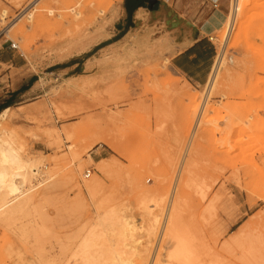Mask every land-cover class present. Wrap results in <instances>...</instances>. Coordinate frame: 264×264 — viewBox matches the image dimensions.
Wrapping results in <instances>:
<instances>
[{"label":"rangeland","instance_id":"obj_1","mask_svg":"<svg viewBox=\"0 0 264 264\" xmlns=\"http://www.w3.org/2000/svg\"><path fill=\"white\" fill-rule=\"evenodd\" d=\"M242 1L249 6L228 37L233 0H222L225 15L211 34L222 64L210 88L196 89L171 67L174 32L164 9L161 19L145 14L123 31V0H0V47L13 43L27 64L0 67V101L31 84L1 118L0 133H13L18 155L42 161L26 184H37L28 195L34 203L0 225V264L58 250L66 244L62 210L91 219L100 204L140 226L134 237L127 232L126 250L165 256L175 247L167 225L178 186L203 226L193 244L202 262L248 264L242 247L230 255L242 230L264 232V0ZM72 59L82 70L59 73ZM140 188L161 189L158 203L145 208ZM77 196L85 207L71 204ZM148 210L158 228L152 242L142 221ZM208 248L223 259L213 263Z\"/></svg>","mask_w":264,"mask_h":264},{"label":"bare ground","instance_id":"obj_2","mask_svg":"<svg viewBox=\"0 0 264 264\" xmlns=\"http://www.w3.org/2000/svg\"><path fill=\"white\" fill-rule=\"evenodd\" d=\"M246 3L248 2L233 0L232 16L228 24L229 26H227L228 37L232 32L240 8L242 7L244 9L245 6H249V4L246 5ZM247 8L248 7H246V9ZM144 14L138 13L137 19L142 20L143 17L146 16H144ZM145 41H147V38L144 42ZM222 57L223 56L220 55L216 63L209 81V88L215 81L218 69L222 64ZM8 111L9 110H6L0 114V120L6 117ZM199 122L200 120H198V124H200ZM2 127V123L0 122V130ZM2 130H5V128ZM3 132L6 138H4V136L2 137L0 133V225L6 224L9 220L13 219L17 214L27 210V208L34 203V198H28V195L37 184L28 187V189H26V184L31 183L34 178L40 175L39 172L41 170L39 169V164L42 163L39 159H26L18 155L16 150L12 147L14 139L13 133L9 131ZM52 135L54 137L56 136L58 140L60 139L58 133H53ZM97 140L111 145L106 138L99 137ZM193 156L194 154L191 153L190 158L192 159ZM15 161H17V165H19L18 167L20 169L17 172L11 167V162ZM17 177H21L22 187H20L21 185L17 182ZM187 180H184L186 183L189 182L186 186L192 185L191 183L193 181L187 182ZM184 184H182V186ZM90 189L97 190L98 187L91 186ZM182 189L184 190L185 187L179 188L178 186L177 189H175L176 191L173 196L174 202H172L173 205L167 225V230L170 231L169 233L172 240L175 242V247L165 256L162 254L164 252L161 253V250L158 254L152 256L150 251L148 252L147 250H142V252L141 250L134 251V249L132 251L126 250L125 246L127 245L125 244L124 246L122 242L126 240L125 237L127 232L130 233V231H132L130 234L133 233L131 235L133 236L135 234L134 232H136V230H138L137 228L140 226H136L132 218L130 220L128 217L124 218L122 216L123 213L120 214L119 210H117L118 208H106L102 206L103 204H100L96 209L95 217L91 219L90 217L84 218L76 214V212L69 213L66 208L63 209L60 214V222L66 244H62L58 250L46 248L44 256L29 259L25 264H205L202 262L199 252L197 253V248L193 245L197 240H203V226L198 225L194 213L191 211L193 206L196 205L194 199H191L192 197L188 194H184ZM139 190L145 208L150 209L148 206L150 203L154 205L158 203V195L161 189L147 190L140 188ZM70 202L72 205L80 208L87 205L86 199L82 196H77ZM142 216L143 228L147 231V236H145L146 233L144 236L149 242H152V240H155L156 233L158 232L157 225L152 223L153 220L149 210ZM147 216H150L151 219H146ZM46 221L49 220L47 219ZM45 231L46 234H49L50 228L45 226ZM193 247L195 249H193ZM226 247L229 246L227 245ZM239 247L245 249L249 260L248 264H259L261 261L264 262L263 231L252 228L242 230L241 236L239 235L238 237L237 244L231 247L233 249L230 256L235 258ZM208 249L212 252V256H214L213 263H217L219 258L223 259L216 248H213L214 250Z\"/></svg>","mask_w":264,"mask_h":264},{"label":"crops","instance_id":"obj_3","mask_svg":"<svg viewBox=\"0 0 264 264\" xmlns=\"http://www.w3.org/2000/svg\"><path fill=\"white\" fill-rule=\"evenodd\" d=\"M123 6L125 10L123 31L140 22L137 19L138 13L161 19L159 14L161 9H164L168 18L166 23L172 26L171 30L174 32L169 36L172 69L196 89L208 85L217 58L216 47L210 38L225 15L222 0H123ZM15 50L11 45L0 47V67H7V70L12 72L23 70L27 66L24 59H19ZM73 60L66 62L67 64L59 69V73L67 74L82 70L84 65L77 62V59ZM78 73L80 72H75L72 77L81 76ZM23 82L17 91H13L10 96L0 101L1 114L14 105L16 97L29 94L30 80L27 83Z\"/></svg>","mask_w":264,"mask_h":264},{"label":"built area","instance_id":"obj_4","mask_svg":"<svg viewBox=\"0 0 264 264\" xmlns=\"http://www.w3.org/2000/svg\"><path fill=\"white\" fill-rule=\"evenodd\" d=\"M210 40L213 41L212 38H210ZM11 47H12V49H17V46L14 45L13 43L11 44ZM91 174H92V170H88V171L86 172V174H85V177H86V178H89V177L91 176Z\"/></svg>","mask_w":264,"mask_h":264}]
</instances>
